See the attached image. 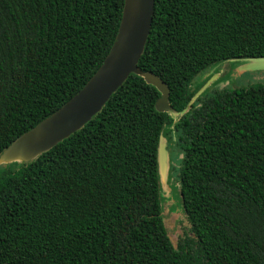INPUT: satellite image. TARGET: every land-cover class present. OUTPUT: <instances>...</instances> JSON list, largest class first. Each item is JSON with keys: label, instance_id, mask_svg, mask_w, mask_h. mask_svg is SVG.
<instances>
[{"label": "trees", "instance_id": "obj_1", "mask_svg": "<svg viewBox=\"0 0 264 264\" xmlns=\"http://www.w3.org/2000/svg\"><path fill=\"white\" fill-rule=\"evenodd\" d=\"M123 8L0 0V157L95 74ZM257 58L264 0H155L138 67L167 84L176 117L131 74L78 131L31 161L1 163L0 264H264V83L215 82L197 97L192 86L212 65ZM165 138L182 156L189 231L176 243L161 199Z\"/></svg>", "mask_w": 264, "mask_h": 264}, {"label": "water", "instance_id": "obj_2", "mask_svg": "<svg viewBox=\"0 0 264 264\" xmlns=\"http://www.w3.org/2000/svg\"><path fill=\"white\" fill-rule=\"evenodd\" d=\"M154 10L155 0H124L117 36L95 74L62 107L8 146L0 157V164L16 160L31 161L78 131L101 111L131 74L143 77L148 84L156 87L161 94L156 103L157 110L170 113L175 118L176 114L169 103L167 84L154 73L138 67L150 34ZM247 61L264 65V58ZM159 164L165 181L167 149L163 143L159 147Z\"/></svg>", "mask_w": 264, "mask_h": 264}, {"label": "rangeland", "instance_id": "obj_3", "mask_svg": "<svg viewBox=\"0 0 264 264\" xmlns=\"http://www.w3.org/2000/svg\"><path fill=\"white\" fill-rule=\"evenodd\" d=\"M249 65L251 66L249 67ZM215 82L216 86L213 89L235 88L237 86L264 83V65L247 60L219 62L202 72L193 81L192 86L195 89L201 87L198 93H202ZM164 144L169 148L168 159L170 156L173 170L168 180L161 183L162 208L169 236L173 243H176L179 236L184 234L185 229V231H189V225L182 204L181 187L178 177L182 156L179 161L175 158L174 148L171 146L170 140L165 138Z\"/></svg>", "mask_w": 264, "mask_h": 264}]
</instances>
